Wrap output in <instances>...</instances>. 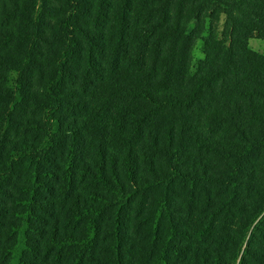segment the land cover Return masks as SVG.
I'll return each mask as SVG.
<instances>
[{"label": "trees", "instance_id": "trees-1", "mask_svg": "<svg viewBox=\"0 0 264 264\" xmlns=\"http://www.w3.org/2000/svg\"><path fill=\"white\" fill-rule=\"evenodd\" d=\"M252 38L264 0H0V264H264Z\"/></svg>", "mask_w": 264, "mask_h": 264}, {"label": "rangeland", "instance_id": "rangeland-1", "mask_svg": "<svg viewBox=\"0 0 264 264\" xmlns=\"http://www.w3.org/2000/svg\"><path fill=\"white\" fill-rule=\"evenodd\" d=\"M251 46L252 48L264 53V40L259 38H252L251 39ZM204 56L202 51V41L199 40L197 46L194 50V59L198 60Z\"/></svg>", "mask_w": 264, "mask_h": 264}]
</instances>
